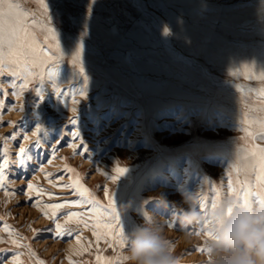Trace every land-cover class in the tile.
<instances>
[{
	"label": "rangeland",
	"instance_id": "obj_1",
	"mask_svg": "<svg viewBox=\"0 0 264 264\" xmlns=\"http://www.w3.org/2000/svg\"><path fill=\"white\" fill-rule=\"evenodd\" d=\"M17 2L29 13L25 24L37 49L47 41L55 56L41 55L37 66L29 63L28 70L17 68L20 75L12 78L16 88L8 82L7 67L0 76V87L8 93L6 100L0 99L5 104L0 109V138L9 133L17 137L0 139L10 150L9 158H16L17 144L27 147L35 139L32 113L37 109L31 106L35 96L29 90L40 74L46 97L51 92L49 68L56 69L54 82L64 91L79 89L86 81L87 95L75 96L79 105L70 98L59 104L55 96V103L43 105L38 122L47 131L41 140L44 154L34 156L32 166L9 167L5 172L8 179L0 190L3 264H13L14 256L19 264H39L40 260L45 264H127L119 260L126 256L127 245L118 246L113 232L122 229L125 236L144 223L145 213L167 219L169 242L179 264H205L210 257L206 250H199L206 249L203 223L182 228L173 214L187 207L181 191L197 192L199 208L207 213L217 188L222 186L224 197L228 196V181L235 176L241 151L252 145L264 147L258 138L249 143L243 131L247 128L258 136L259 122L264 120V0H43L48 12L41 0ZM49 27L57 29L59 52ZM80 41L84 42L82 64L77 61L74 66L72 53ZM25 79L28 89L21 90ZM71 108L78 109L86 125L84 154H77L81 147L68 146L71 125L66 118L77 114ZM22 134L30 139H20ZM54 136L60 138L59 145ZM40 165L43 172L33 170ZM117 167L127 171L120 175ZM27 183L33 184L32 190ZM72 184L89 191L81 197L75 189L62 187ZM159 195L167 198L168 208L155 199ZM201 199L207 208L201 207ZM77 200L82 203L57 213L59 222L72 230L71 236L56 238L47 231L36 235L33 230L53 227L41 211L51 214L47 204ZM70 212L81 213L85 223L73 218L65 225L64 214ZM171 222L174 227L168 226ZM13 239L19 247L9 242ZM75 239L74 253L67 252L66 242Z\"/></svg>",
	"mask_w": 264,
	"mask_h": 264
},
{
	"label": "snow or ice",
	"instance_id": "obj_2",
	"mask_svg": "<svg viewBox=\"0 0 264 264\" xmlns=\"http://www.w3.org/2000/svg\"><path fill=\"white\" fill-rule=\"evenodd\" d=\"M43 9L45 12H48L49 5L47 3H43V0H41ZM29 13L26 9L22 8L21 4L17 2V0H0V76L3 75L5 67L8 68V77H9V83L13 88L17 87V83L14 79V77H17L20 75L19 72L16 71L17 68H22L23 70H28L27 66L29 63H31L33 66H37V62L39 60V57L42 55L44 57H48L49 59H52L53 56H55V53L51 51L50 48L47 46V41L45 42L44 48L37 49L36 47V40L31 37V35L28 32V29L26 27L25 21L28 19ZM51 15H49V20H51ZM35 23V21H33ZM88 27L87 20L84 21L82 25V31L86 35V29ZM47 32L51 34L52 40L56 42V51L59 52V39L57 37V29L54 27H49L47 29ZM164 33H168V28H164ZM84 53V42L80 41L75 51L72 53V64L76 66L77 61H81L82 64V57ZM59 59L57 58V66L59 63ZM80 71L83 72L82 66L80 67ZM29 75H32V72L29 71ZM56 75V69L55 68H49L47 70V78L48 81L51 83V92L46 97L45 95V81H44V75L40 74L36 78V86L29 90L30 93H34L35 100H32L31 106L33 108H36L37 111L35 113H32L33 115V127L34 131H32L31 135L32 137H35L34 140H31L29 145L27 147L21 146L20 144H17V152L15 153V159L9 158V152L10 150L3 147V144H0V149H3V151H0V190H4L5 188V182L7 181L8 177L5 175V172L9 169V167H19L21 169L24 168L26 164H29V166H32V162L34 161V156L36 159H38L39 155L44 154V144H42L41 140L42 137L47 136L46 129L42 126V122H38L40 120V117L43 115V105L55 103H66L67 100L70 98L72 104L79 105L81 103L80 100L75 99V96L78 94L81 98H85L86 93V81L85 85L79 89H69L68 91L62 90L59 85H57L54 82V77ZM264 79V77H262ZM28 83L29 81L25 79L24 83L20 84L19 87L21 90H27L28 89ZM8 93L0 87V99L6 100ZM13 95H19L18 93H13ZM55 96V102L53 101L52 97ZM261 96L264 97V91L261 92ZM38 101V103H37ZM5 107L4 103H0V109H3ZM9 110H12L9 108ZM20 111H25V105L22 104L20 106ZM31 111V109H29ZM71 111L73 113H77L76 115L72 117H67V123L71 125V127L68 128V137L72 140L71 144H68L69 147H73L74 150L77 146L82 148L81 152H77V154H84L87 152V148H84V137L83 132L86 128V125L81 120V114L79 113L77 108H71ZM245 123H251L250 121H245ZM15 127V125H13ZM23 126V125H22ZM57 132L60 131L59 127L56 128ZM243 131L246 133V139L249 140V143H251L252 140L259 139L261 141H264V120H261L259 122V134L258 136L255 135L252 132H249L247 128L243 129ZM13 139L16 140L17 137L12 134H6L5 137L0 138L3 139L5 142L7 139ZM20 139L22 140H29L30 138L27 135L22 134ZM53 140L59 145L61 143L60 138L58 136H54ZM45 143L48 144V147L51 148V143L45 141ZM35 150V152H33ZM54 151V150H53ZM54 158V154L51 157L47 158V162L51 163V159ZM33 170H38L43 172L44 168L42 165L38 167H33ZM71 171V169H69ZM117 173L120 175H123L127 169L117 167L116 169ZM48 173H45V176L47 177ZM243 176V179L240 177ZM253 179L255 180V185H253ZM28 190L33 189L32 183H27L26 185ZM62 187H68L75 189L79 192L80 196L83 197L85 193H88V189L83 187L82 185L72 184V185H62ZM228 196L234 197L238 202L243 203L245 205H264V147H259L257 145H252L250 148L243 149L241 153L239 154V160L238 165L235 166V176H230L228 181ZM23 191V189L21 190ZM9 192L6 190L5 195L7 196ZM37 194L39 195V190H37ZM49 198H52V194H48ZM224 198L222 186L221 188H217L215 190V196L211 203V208H215L220 201ZM29 200L32 199L31 196L28 197ZM91 203V201H89ZM80 203H82L81 200L77 201H65L64 203H57V204H47L45 207L47 209H52L53 211L51 214L47 211H42V214L53 221V227L48 229H41V230H33L36 232V235H39L40 231H47L50 233H53L56 238H63L64 236H71L72 230L67 229L59 222V216H58V210L68 207V206H78ZM39 204V201H37L32 206H37ZM201 207L207 208V203L204 199H201ZM115 213V210H113ZM231 212V210H229ZM205 217L207 216V213L204 214ZM82 217L81 213L78 212H70L67 214H64V223L67 225L68 223L73 221V218H80ZM117 224L120 223L119 214L116 213L114 216ZM77 223H85L82 218L76 220ZM170 227L175 226V222L169 223ZM5 231L8 233L12 232V229L10 226L5 225ZM85 227H87V224H85ZM107 227L111 228V225H108ZM209 225L207 219L203 222V230L206 232L207 236H210L211 233L207 231ZM197 235L199 233H196ZM18 236L19 234L16 233ZM93 235H97V233H93ZM113 236L116 239V242L118 246H123L126 244L125 236L123 234L122 229L116 233L113 232ZM97 239H99V236L97 235ZM77 241L79 242V237H77ZM11 244L19 247L18 240H11L9 241ZM200 251H207V249H199ZM4 250H0L2 252ZM34 254V253H33ZM120 261L127 260V256H121L119 257ZM0 264H3V258L0 257ZM13 264H19V257L14 256L13 257ZM39 264H45L44 261L40 260ZM109 264H113L112 261H109Z\"/></svg>",
	"mask_w": 264,
	"mask_h": 264
},
{
	"label": "clouds",
	"instance_id": "obj_3",
	"mask_svg": "<svg viewBox=\"0 0 264 264\" xmlns=\"http://www.w3.org/2000/svg\"><path fill=\"white\" fill-rule=\"evenodd\" d=\"M183 205L173 214L182 228L208 221L211 233L206 238L205 264H264V205H245L225 196L202 214L197 192L181 191ZM164 208L169 202L163 195L155 197ZM231 210V212H229ZM167 219L145 213L144 223L125 235L127 264H179L169 242Z\"/></svg>",
	"mask_w": 264,
	"mask_h": 264
},
{
	"label": "bare ground",
	"instance_id": "obj_4",
	"mask_svg": "<svg viewBox=\"0 0 264 264\" xmlns=\"http://www.w3.org/2000/svg\"><path fill=\"white\" fill-rule=\"evenodd\" d=\"M136 134V133H135ZM135 134H133L135 136ZM115 150V149H113ZM126 152V151H125ZM139 152V151H138ZM134 156V155H133ZM132 157V156H131ZM188 163V162H187ZM186 168V167H185ZM107 189V188H106ZM183 237V236H182ZM80 244V243H79ZM78 245V244H77ZM76 245V239L75 240H70L68 242H66L65 246H64V249L67 251V252H71V253H74V246H77ZM83 247V246H82Z\"/></svg>",
	"mask_w": 264,
	"mask_h": 264
}]
</instances>
